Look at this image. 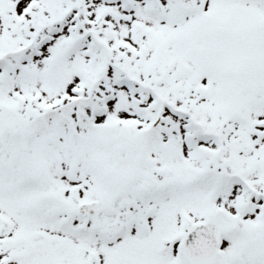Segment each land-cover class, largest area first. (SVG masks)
Returning <instances> with one entry per match:
<instances>
[{"label":"snow or ice","instance_id":"1","mask_svg":"<svg viewBox=\"0 0 264 264\" xmlns=\"http://www.w3.org/2000/svg\"><path fill=\"white\" fill-rule=\"evenodd\" d=\"M0 264H264V0H0Z\"/></svg>","mask_w":264,"mask_h":264}]
</instances>
